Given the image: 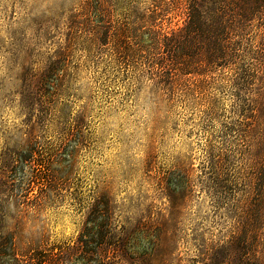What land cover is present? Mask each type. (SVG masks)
<instances>
[{
    "label": "rangeland",
    "instance_id": "rangeland-1",
    "mask_svg": "<svg viewBox=\"0 0 264 264\" xmlns=\"http://www.w3.org/2000/svg\"><path fill=\"white\" fill-rule=\"evenodd\" d=\"M188 2L0 0V264L13 246L59 264H264V162L237 91L264 0L233 1L227 65L169 87L160 43Z\"/></svg>",
    "mask_w": 264,
    "mask_h": 264
},
{
    "label": "trees",
    "instance_id": "trees-1",
    "mask_svg": "<svg viewBox=\"0 0 264 264\" xmlns=\"http://www.w3.org/2000/svg\"><path fill=\"white\" fill-rule=\"evenodd\" d=\"M200 0H189L183 27L170 35H164L160 43L163 72L168 76L169 87H173L180 76L196 74L205 77L207 72L216 67H224L232 57L231 36H239L238 27L232 19L234 0L202 5ZM255 5L259 0H251ZM247 11V10H246ZM235 12V11H234ZM244 17V16H243ZM242 18V17H241ZM245 21V18H242ZM236 44V43H235ZM235 44L233 47H235ZM260 50L251 52L254 64L239 88L238 93H250L246 101L249 117L252 118L251 132L255 134L253 153L255 158L264 162V43H259ZM248 73V72H247ZM256 191L259 193L256 204L250 208L252 228L259 241V231L264 226V179H260ZM99 200L90 206V212H99ZM15 264H59L62 252L45 250L37 246H25L21 250L13 246ZM62 258V257H61ZM25 262V263H22Z\"/></svg>",
    "mask_w": 264,
    "mask_h": 264
}]
</instances>
